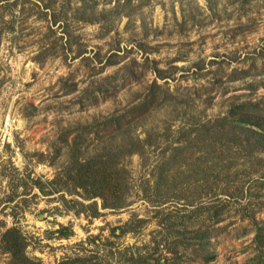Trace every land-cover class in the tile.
I'll use <instances>...</instances> for the list:
<instances>
[{
  "label": "rangeland",
  "instance_id": "374dc122",
  "mask_svg": "<svg viewBox=\"0 0 264 264\" xmlns=\"http://www.w3.org/2000/svg\"><path fill=\"white\" fill-rule=\"evenodd\" d=\"M245 112L264 124V0H0V236L20 229L26 264H122L134 245L153 250L187 198L224 189L212 134ZM235 132L229 190H250L243 204L264 220V152L249 157ZM123 134L144 147L119 156ZM108 149L127 170L123 207L63 177L76 155ZM237 203L204 248L181 245L167 264H264V232ZM21 262L0 246V264Z\"/></svg>",
  "mask_w": 264,
  "mask_h": 264
},
{
  "label": "trees",
  "instance_id": "16d2710c",
  "mask_svg": "<svg viewBox=\"0 0 264 264\" xmlns=\"http://www.w3.org/2000/svg\"><path fill=\"white\" fill-rule=\"evenodd\" d=\"M237 109H239V107H237ZM236 110L234 111L236 112ZM259 117V114L255 112H245L244 115L239 118L230 120L231 124H226L228 119L227 117H221L217 120L218 122L215 123L220 126L219 129L215 130L216 132H213L214 134L210 133L212 129L210 125L205 123L202 125L201 128H205V130L201 132L199 137L197 136L198 140H203V144L205 143V137L207 135L206 134L204 137V133L212 134L214 136L215 144H220V154L217 156H226L224 157V160H222L223 163L218 161L215 165L213 164L214 167L218 169L217 174H215V180L218 184H216L215 188H219L223 185L224 189L214 192L209 197L212 199L204 202L201 201V199L203 200L205 197H201L198 201H196L197 199L188 200L187 198L184 202L185 204L183 205V209H180L176 223L174 224V222H171L172 224L168 226L164 243L160 241L155 242V248L153 250L149 249L150 244L134 245L135 249L131 251L130 256L125 259L122 264H163V261L164 264H167L170 260H172L171 256L174 257V254L177 253V247L181 245H200L204 248V245L208 242V236L211 235V227H215L217 223L221 222V214L224 211H228L229 208L237 202V204L240 205V209L238 210L243 211V217H248L251 220V225H253L254 228L253 230L257 233L256 237H263L264 220L257 219L256 214L250 212V206L253 202L243 204V199L248 195L252 196V192H250V190H246L244 185L238 186L235 189V192H232L229 190L230 182L228 180L233 166V161L231 160L233 154L230 150L233 149L232 145H234V142L238 141L237 138H240V134L235 131L241 129L246 131V138L249 139L248 144H246V147H248L246 148V151L247 154H249V157H251V155L255 156V153L257 152L258 154L256 155L261 157L262 152H264V134L257 131L255 132V129L253 128L254 126H257L258 128L264 130V124H260L259 119H261V117ZM226 126L228 128H226ZM129 136L127 137L123 134V142L118 145L120 150L116 153L119 154V156L124 157L125 155L140 151L144 147L143 141L140 140L139 137H135L133 135ZM255 136L257 139L254 140L253 137ZM250 138L252 140H250ZM150 143L152 144V142ZM214 147L217 149V146ZM181 148H183V146H176V149ZM111 156L112 154L109 149L106 152L91 156L90 158H84L76 155L71 160V166L65 168V175L63 174V177L67 178V183H71L72 187L69 185L70 188H82L86 197L93 198L100 196L105 201L104 206L123 207L125 204H123L121 199H124V196L129 188L127 176L125 175L127 174V170L123 166H119L118 168V162L113 160ZM162 162L167 163L168 161L166 158H162L161 163ZM160 166L159 167L165 171L163 168L164 166L161 164ZM115 167L116 169L114 172L113 168ZM119 171L121 173H119ZM222 171L226 172L225 177L222 176ZM260 171L261 170H259V172ZM262 173L263 174H261V176L264 177V170H262ZM158 175L159 177L154 176V178L157 181L156 184L159 188L169 185L168 175L162 176V172H159ZM58 180L59 179L55 178L52 181L55 187L56 183L59 182ZM40 188L42 189V187ZM111 195H114L116 202L111 203L109 201V197ZM250 196H248L249 199L251 198ZM171 197L183 199V197L185 198L186 196L180 193L176 196L172 195ZM165 199L167 200L168 196H166ZM166 200H164L163 203L166 202ZM181 223L185 224L183 229L175 228L174 225ZM120 227L122 228V232L131 231L129 230L131 228L130 222H127L125 225ZM163 244L166 254L154 257L151 251H157L160 245ZM0 246L2 250L10 253L12 258L19 259L23 264H26L24 261L29 260V257L24 251L26 246L25 238L20 232V229L16 226L8 228L1 233ZM204 250H206V248Z\"/></svg>",
  "mask_w": 264,
  "mask_h": 264
}]
</instances>
